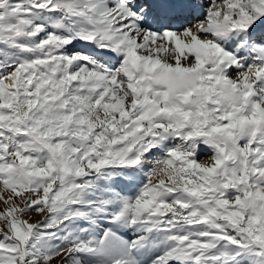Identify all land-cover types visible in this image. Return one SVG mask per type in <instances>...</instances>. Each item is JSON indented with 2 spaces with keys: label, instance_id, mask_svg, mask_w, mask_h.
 I'll return each mask as SVG.
<instances>
[{
  "label": "snow or ice",
  "instance_id": "obj_1",
  "mask_svg": "<svg viewBox=\"0 0 264 264\" xmlns=\"http://www.w3.org/2000/svg\"><path fill=\"white\" fill-rule=\"evenodd\" d=\"M0 264H264V0H0Z\"/></svg>",
  "mask_w": 264,
  "mask_h": 264
},
{
  "label": "rangeland",
  "instance_id": "obj_2",
  "mask_svg": "<svg viewBox=\"0 0 264 264\" xmlns=\"http://www.w3.org/2000/svg\"><path fill=\"white\" fill-rule=\"evenodd\" d=\"M33 215V219H38V217L35 216V214H32Z\"/></svg>",
  "mask_w": 264,
  "mask_h": 264
}]
</instances>
